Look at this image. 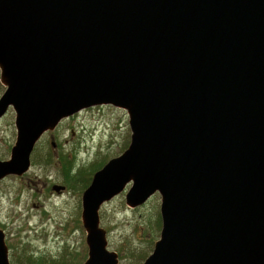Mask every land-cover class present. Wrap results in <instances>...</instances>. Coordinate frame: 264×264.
<instances>
[{
	"label": "water",
	"instance_id": "obj_1",
	"mask_svg": "<svg viewBox=\"0 0 264 264\" xmlns=\"http://www.w3.org/2000/svg\"><path fill=\"white\" fill-rule=\"evenodd\" d=\"M0 71L17 130L0 182L64 120L129 116V147L82 197L84 264H119L100 210L130 185L131 209L161 196L143 264H264V0H0Z\"/></svg>",
	"mask_w": 264,
	"mask_h": 264
},
{
	"label": "rangeland",
	"instance_id": "obj_2",
	"mask_svg": "<svg viewBox=\"0 0 264 264\" xmlns=\"http://www.w3.org/2000/svg\"><path fill=\"white\" fill-rule=\"evenodd\" d=\"M5 91L0 80V98ZM15 120L12 108L0 120V160L10 159L17 138ZM131 135L125 110H84L42 137L28 173L0 182V230L6 234L11 264H24L30 256L47 264L85 263L83 194L94 175L127 150ZM54 186L64 189L56 192ZM130 188L101 208V227L107 231L109 250L119 254V264H143L160 239L161 196L131 209L126 204Z\"/></svg>",
	"mask_w": 264,
	"mask_h": 264
},
{
	"label": "trees",
	"instance_id": "obj_3",
	"mask_svg": "<svg viewBox=\"0 0 264 264\" xmlns=\"http://www.w3.org/2000/svg\"><path fill=\"white\" fill-rule=\"evenodd\" d=\"M66 177L68 178V172H66ZM23 263L24 264H47L43 259H40V258L36 259V258H33L32 256L27 257L26 260L23 261Z\"/></svg>",
	"mask_w": 264,
	"mask_h": 264
},
{
	"label": "flooded vegetation",
	"instance_id": "obj_4",
	"mask_svg": "<svg viewBox=\"0 0 264 264\" xmlns=\"http://www.w3.org/2000/svg\"><path fill=\"white\" fill-rule=\"evenodd\" d=\"M54 190V189H53ZM55 191V190H54Z\"/></svg>",
	"mask_w": 264,
	"mask_h": 264
}]
</instances>
